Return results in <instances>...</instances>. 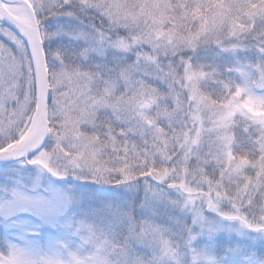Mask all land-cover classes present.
Instances as JSON below:
<instances>
[{
    "label": "snow or ice",
    "instance_id": "obj_1",
    "mask_svg": "<svg viewBox=\"0 0 264 264\" xmlns=\"http://www.w3.org/2000/svg\"><path fill=\"white\" fill-rule=\"evenodd\" d=\"M0 264H264V0H0Z\"/></svg>",
    "mask_w": 264,
    "mask_h": 264
},
{
    "label": "water",
    "instance_id": "obj_2",
    "mask_svg": "<svg viewBox=\"0 0 264 264\" xmlns=\"http://www.w3.org/2000/svg\"><path fill=\"white\" fill-rule=\"evenodd\" d=\"M2 163H4V162H0V164H2Z\"/></svg>",
    "mask_w": 264,
    "mask_h": 264
}]
</instances>
